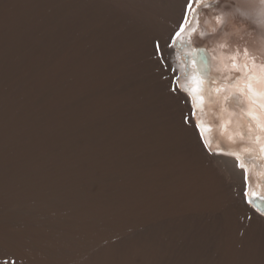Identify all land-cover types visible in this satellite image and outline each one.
<instances>
[{
    "label": "bare ground",
    "instance_id": "obj_1",
    "mask_svg": "<svg viewBox=\"0 0 264 264\" xmlns=\"http://www.w3.org/2000/svg\"><path fill=\"white\" fill-rule=\"evenodd\" d=\"M200 1L0 0V264H168L128 236L214 213L234 234L233 208L264 223L244 195L264 200V74L214 75L226 23L264 57V0H203L197 23Z\"/></svg>",
    "mask_w": 264,
    "mask_h": 264
},
{
    "label": "rangeland",
    "instance_id": "obj_2",
    "mask_svg": "<svg viewBox=\"0 0 264 264\" xmlns=\"http://www.w3.org/2000/svg\"><path fill=\"white\" fill-rule=\"evenodd\" d=\"M199 3H200L199 5H201L202 3H204V1L201 0ZM197 6L198 5H196V7ZM254 21L259 23L255 18ZM189 24H190V20L184 29H186L189 26ZM225 30L229 44H231L232 47H236L240 45L239 42H237L239 41V35H238L239 32L235 29L232 30L230 23L225 24ZM251 46H256V47H251ZM251 46H250L251 48L255 49L261 46L263 47L264 45L263 44L256 45L255 43H251ZM171 47L175 51L176 45L174 42L173 44H171ZM258 49L263 54L262 50L260 48ZM181 61L184 62L185 57H182ZM145 63H146V59H144V57L142 56H139L137 57L134 64L137 65L140 79H146L148 77L147 71L140 70V68H142L145 65ZM149 109L150 111H152V107L148 108V112ZM249 207L251 209L253 208V210L256 211V208L253 207L252 205H249ZM238 210L239 209H235V208L232 209V214L234 216L233 220H234V224L236 225L235 226L236 228L234 227L235 229L234 234L232 233L234 230H227V228L225 229L224 226L225 219H223L222 213L220 215L219 213H214L208 216L205 215L203 217V220L201 218V220L195 222L194 221L190 222L187 219L188 221L184 220V221L176 222V224H174L175 226L174 225L170 226L166 224V222L161 223L162 225L159 224L157 227L152 228L150 226L149 228H146L145 231L143 230L142 233L138 232L141 235L140 234L136 235L135 232L134 233L135 235L131 234L128 236V238H130V240L131 239L135 240L136 238L137 242L135 243L137 244L138 241L146 242L144 243L145 244L144 248H149L151 246L152 249H155L159 246L158 249L160 248L161 254H163V256L165 257V262L168 259L170 260V262L168 261V264H219V262L221 261L223 262L222 255L225 253L228 255L227 256L228 260L230 261L232 260L231 262L229 261L230 264H264V223L257 221L253 219L250 215ZM257 213L258 215L261 214L260 212ZM249 217H251V219H249ZM149 233L150 235H148ZM133 235L135 237H133ZM130 236L133 238H131ZM233 237L234 239H232ZM202 239L204 240L202 241ZM237 249L239 250L237 251Z\"/></svg>",
    "mask_w": 264,
    "mask_h": 264
},
{
    "label": "snow or ice",
    "instance_id": "obj_3",
    "mask_svg": "<svg viewBox=\"0 0 264 264\" xmlns=\"http://www.w3.org/2000/svg\"><path fill=\"white\" fill-rule=\"evenodd\" d=\"M185 6H187V0H185ZM177 27H178L180 30L177 31V32L175 33V35H176V36H179V35L181 34V32H183L184 28H183L182 26H180V25H177ZM157 46H158V45H157ZM194 127H197V128H198L199 125H194ZM200 139H203V130H201V132H200ZM241 167H243V166L241 165ZM245 178H246V174H245ZM244 195H245L246 203L249 204V205H253V206L255 207L254 202H253V199L247 195V192H245ZM256 211H257V212H260L261 214H264V207H257V208H256ZM249 219H251V217H249Z\"/></svg>",
    "mask_w": 264,
    "mask_h": 264
},
{
    "label": "water",
    "instance_id": "obj_4",
    "mask_svg": "<svg viewBox=\"0 0 264 264\" xmlns=\"http://www.w3.org/2000/svg\"><path fill=\"white\" fill-rule=\"evenodd\" d=\"M253 202H254V205L256 208L257 207H264V200L257 199V200H254Z\"/></svg>",
    "mask_w": 264,
    "mask_h": 264
}]
</instances>
